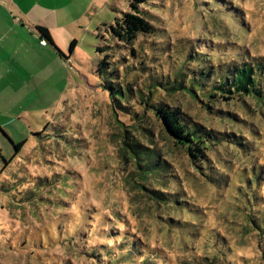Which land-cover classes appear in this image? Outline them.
I'll use <instances>...</instances> for the list:
<instances>
[{
    "label": "rangeland",
    "instance_id": "374dc122",
    "mask_svg": "<svg viewBox=\"0 0 264 264\" xmlns=\"http://www.w3.org/2000/svg\"><path fill=\"white\" fill-rule=\"evenodd\" d=\"M66 1L71 9L54 26L65 58L49 50L46 96L34 92L12 111L1 105L0 264H264V104L214 105L231 120L177 97L193 120L244 144L209 146L197 167L153 116L141 122L133 107L117 106L116 117L96 73L103 24L128 11L129 0ZM152 1L156 43L180 53L206 42L223 47L226 60L264 62V0ZM148 39L141 44L150 56ZM134 136L154 147L147 151L164 162L161 173L144 177L125 143ZM25 139L18 152L14 143Z\"/></svg>",
    "mask_w": 264,
    "mask_h": 264
},
{
    "label": "trees",
    "instance_id": "16d2710c",
    "mask_svg": "<svg viewBox=\"0 0 264 264\" xmlns=\"http://www.w3.org/2000/svg\"><path fill=\"white\" fill-rule=\"evenodd\" d=\"M214 1L217 5L221 3L219 0ZM152 3V0H129L128 11L116 16L112 23L103 24L105 33L101 34L102 42L96 46L101 57L96 73L101 85L110 94L116 117L121 110H131V107L137 110L138 114L135 113L141 122L153 116V121L158 122L163 133L167 131L171 141L186 149L194 164L202 168L208 162L206 151H210V147L226 145L230 141L244 144L237 142L238 138H233L231 133L221 132L193 120L175 105L176 98L189 96L202 103L215 118L234 120L235 114L214 105L237 99H253L260 105L264 104V62L247 61L245 58L244 61L226 60L220 53L223 47L218 49L206 42L193 43L180 53H177L172 42L156 43L159 27L153 22L147 8ZM37 29L41 40L53 43L47 27L38 26ZM148 38H152L154 46L150 56L146 54L145 45L141 44L142 41H148ZM76 46L77 40L72 41L69 46L70 54L75 51ZM56 50L65 57L62 51ZM134 137H127L131 142L125 143L131 147L144 177L161 173L164 162L158 159L157 153L153 157L147 151L154 147L143 145L137 136ZM8 138L13 141L9 136ZM25 142L26 139L18 144L14 143L18 152ZM4 160L6 166L9 165L10 161L6 158ZM255 180L258 182L257 177ZM249 181L246 180L245 183L249 185ZM154 192L161 199L178 206L186 204L178 193L169 197L168 193Z\"/></svg>",
    "mask_w": 264,
    "mask_h": 264
},
{
    "label": "crops",
    "instance_id": "0c3cea01",
    "mask_svg": "<svg viewBox=\"0 0 264 264\" xmlns=\"http://www.w3.org/2000/svg\"><path fill=\"white\" fill-rule=\"evenodd\" d=\"M66 5L71 9L66 0H0V109L8 104L12 111L16 102H26L34 92L46 96L47 79L42 77L49 50L61 56L54 26L56 20L63 23ZM79 12L76 7L74 13ZM38 26L49 29L52 44L41 43Z\"/></svg>",
    "mask_w": 264,
    "mask_h": 264
},
{
    "label": "built area",
    "instance_id": "2783aa9c",
    "mask_svg": "<svg viewBox=\"0 0 264 264\" xmlns=\"http://www.w3.org/2000/svg\"><path fill=\"white\" fill-rule=\"evenodd\" d=\"M42 44H47V42L45 40H41Z\"/></svg>",
    "mask_w": 264,
    "mask_h": 264
}]
</instances>
